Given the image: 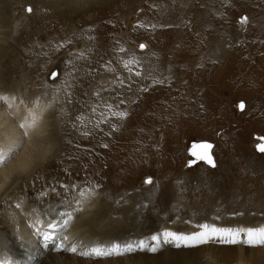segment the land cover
<instances>
[{
	"label": "rangeland",
	"instance_id": "1",
	"mask_svg": "<svg viewBox=\"0 0 264 264\" xmlns=\"http://www.w3.org/2000/svg\"><path fill=\"white\" fill-rule=\"evenodd\" d=\"M6 1H22L12 11L21 18L12 24L0 21L4 25L0 28V76L17 63L23 66L14 75L17 80L36 79L46 83L37 95L47 102L42 138L50 146L41 165L29 174L33 180H27L18 191L14 192L15 186L10 190L15 199H26L35 212L47 209L46 202L51 199L56 205L49 210L54 211L63 207L61 197L55 194L41 197V191L56 187L63 196L61 183H74L85 191L92 188L93 194L84 200L83 213H89L92 219L87 227L103 225L97 239L107 233L105 228L113 229L116 233L111 231L106 237L118 239L113 243L122 246L136 245L139 241L151 244V235L162 232L163 227L184 232L197 230V225L202 223L248 227L254 219L264 226V152L258 147L264 143L259 139L264 137V75L253 73L259 78L253 80L243 77V73L253 72L251 69L259 63L256 55H264L263 0H105V3L99 0V10L79 14L74 20H66L65 15L71 14L72 8L84 9L93 1H83L80 7L73 4L67 12L63 6L52 3V10L57 13L49 9L40 13L31 0ZM24 2L29 3L26 6ZM29 6L33 9L31 13L26 11ZM4 7L0 0V20L3 15L9 16V12L3 13ZM189 11L190 19L193 14L199 15L198 23L183 19ZM164 12L172 14V19L163 17ZM37 15H43L40 23L36 22ZM245 15L248 23L241 24L240 18ZM205 17H210L209 29ZM177 19L179 24H172ZM85 21L89 29L98 30L97 40L78 37L64 49V39L75 27L85 29ZM184 25L192 27L191 30L184 31ZM51 26L55 28L49 29ZM217 30L222 39L216 40L206 55L201 47L200 51L196 49L202 41L216 39ZM17 37L25 43L23 53L16 50ZM228 39L232 45L228 44V57L224 46L218 53L221 62L215 63L216 58L210 53ZM141 40L149 45L144 53L136 49ZM36 45L43 52L51 45L53 58L45 62L38 55L28 58ZM121 47L126 51L121 52ZM260 48V54L255 53ZM78 50L83 53L79 54ZM86 55L100 56L96 60L98 65L89 63L82 68ZM199 58H203V63ZM239 58H243L244 64L233 67ZM125 61H135L129 64L131 71L124 67ZM217 64L227 66L217 70L214 66ZM35 65L38 69L31 72ZM55 67L60 69L59 79L49 82L48 76ZM201 68L205 69L204 75H198L197 69ZM136 71L141 75L136 76ZM211 72L223 81L212 83ZM26 73L30 74V80ZM49 83L56 86L51 89ZM83 83L85 86L78 89L77 99L74 90L63 88L67 84L81 87ZM1 84L22 88L13 79ZM241 102L245 105L243 110L239 108ZM113 111H124L128 116L119 117L121 120L117 116L116 120ZM59 123L63 124L61 142L46 139L50 133L53 137ZM199 140L214 144L215 168L203 161L188 166L189 159H193L189 154L191 142ZM104 144L108 147L104 148ZM149 176L152 185L144 183ZM97 184L101 186L99 189L95 187ZM37 187L42 189L37 191ZM74 195L75 192L69 199ZM10 210H14L13 202L0 206V220L5 216L12 222ZM123 226L130 233L125 235ZM238 245L210 241L193 248H176L169 243L163 244L157 253L137 250L119 258L105 257L109 260H100L99 264L105 261L106 264H264L263 245L251 247L241 243L247 248L243 252L238 250ZM70 264L87 263L76 260Z\"/></svg>",
	"mask_w": 264,
	"mask_h": 264
},
{
	"label": "bare ground",
	"instance_id": "2",
	"mask_svg": "<svg viewBox=\"0 0 264 264\" xmlns=\"http://www.w3.org/2000/svg\"><path fill=\"white\" fill-rule=\"evenodd\" d=\"M2 4L4 3L5 7H4V11L5 12H9V16L7 15H3V19H1L0 21H2L5 24H12V23H17V21L21 18L19 16H14L12 11L18 8H15L17 5H22V1L21 2H11V1H6L5 0H1ZM83 1H87V2H91L92 3L88 4L86 7H84V9H77V8H72L71 10V14H66L65 19H72L74 20L75 18H77V16L79 14H83L86 15L92 11L96 12L95 10H97L98 8V3H100V1L98 0H31L30 3L33 2L34 6L39 8L40 13L49 9L51 10L52 13L56 12L52 10V6L51 4L53 3V5L55 6H63L64 10L67 12L70 10L71 6L75 5H80L82 4L81 2ZM136 1V0H135ZM134 1V2H135ZM264 1V0H263ZM106 1L104 0V3ZM114 2V1H109V3ZM29 2L24 4L28 5ZM114 4V3H113ZM195 4V2H194ZM202 4V3H201ZM264 4V3H263ZM26 5V6H27ZM100 6V5H99ZM3 7V6H2ZM202 7V5H201ZM190 9V8H189ZM209 9L210 7H207V13H209ZM99 10V9H98ZM175 11V9H174ZM82 12V13H81ZM177 12V11H176ZM212 12V11H210ZM57 13V12H56ZM73 13V14H72ZM189 14L186 16L187 18H183L184 20L186 19V21L188 19H190V17H188L191 12H188ZM109 14V13H108ZM82 15V16H83ZM105 15V14H104ZM172 14H169L168 12H164L163 17H166L168 20L172 19L171 17ZM110 16V15H109ZM24 17V16H23ZM43 15H37V20L36 22H39L42 20ZM52 17V16H51ZM58 17V16H57ZM105 18V17H104ZM194 18V20H193ZM198 18L199 15H194L193 17H191L190 20L194 21L195 23H198ZM207 18L206 21V29H209L208 27L212 24H207L210 21V17H205ZM57 19V18H56ZM161 19V18H160ZM115 20V18H114ZM110 21V20H109ZM113 21V20H112ZM161 21V20H160ZM179 19H177V21H174L172 24L178 23ZM215 21V20H214ZM61 22V21H60ZM64 23V22H63ZM87 22H84V26ZM205 23V22H204ZM92 24V23H91ZM112 24V23H111ZM115 24V23H114ZM179 24V23H178ZM184 24V22H183ZM93 25V24H92ZM95 25V24H94ZM113 25V24H112ZM264 27V24H262ZM75 26V25H74ZM97 26V25H96ZM189 25H184L182 26L183 30H191L192 27L188 28ZM3 28L4 25H0V28ZM61 27V26H60ZM115 27V25L113 26V28ZM169 27V26H168ZM51 28H55V26H51L49 29ZM62 28V27H61ZM79 28V27H78ZM74 28L75 30L71 31L69 35H67V38L64 39L63 42V48L67 49L68 47L71 46V43L77 39L78 37H83L84 40H88V41H95L97 40V34H98V30H94V29H89L87 26H85V29L80 28ZM83 29V30H81ZM97 29V28H96ZM101 29V27H100ZM110 29V28H108ZM47 30V29H46ZM53 30V29H52ZM110 31V30H109ZM114 31V29H112V32ZM4 34L6 33V31H4ZM116 32V31H114ZM216 32V31H215ZM217 32L219 33L218 37L215 39L213 38H208V40L206 42L202 41L200 46H196V49L199 50V47H201V51H203V54H207L209 50H211L213 48V44L215 43L216 40H221L222 39V35L220 34L219 30H217ZM1 33V30H0ZM110 33V32H109ZM187 33V32H186ZM217 33V34H218ZM205 34V33H203ZM209 34V33H206ZM33 35V34H32ZM262 37H264V35H262ZM49 38V37H48ZM43 39V38H42ZM205 40V39H204ZM264 41V39H263ZM15 47L17 51H20L21 53H23L24 49H25V43L23 41V39L21 40V38H16L14 41ZM49 44V41H46ZM232 42V40H231ZM234 43L236 42V39L233 41ZM238 43V42H237ZM51 44V43H50ZM228 44L231 45V43H229V39L228 41L218 44L210 53V55H213V58H216V61L221 62V57L219 56L221 49H224V46L226 48V58L229 55V47ZM232 46V45H231ZM99 48V46H98ZM71 48H69L70 50ZM87 49V47H86ZM196 50V51H197ZM199 50V51H200ZM4 50H2L1 52H3ZM32 54L31 56H28V58H35V56H40V59L42 60V62L45 61H50L53 58V51H52V47L50 45V48L48 47V50L46 52L41 51L39 45H36L34 48L31 49ZM239 51V50H237ZM260 51H262V48H260V50L258 53L260 54ZM264 51V50H263ZM79 54L80 52H82V50H78L77 51ZM10 53V52H9ZM83 53V52H82ZM219 53V54H218ZM237 53V52H235ZM12 53H10L8 56L10 57ZM239 54H244L243 52L239 51ZM78 55V54H76ZM23 56V55H22ZM204 57V55H202ZM100 57V56H99ZM98 57V58H99ZM256 57H258L259 63H255V67L252 68L251 70H253V72L247 73V69H246V73H243V77L245 79L248 80L249 77L252 78H256L254 77L252 74L256 73V76L261 73H263L264 75V55L263 57L256 55ZM11 58V57H10ZM97 56L92 57L90 55H86L85 58V63L82 65V68H85V65L88 66L89 63L91 64H95L96 66L98 65L99 61H96ZM230 58V57H229ZM9 58H7L8 60ZM27 59V58H26ZM200 62L203 63V58H199ZM240 59V58H239ZM238 59V63L236 64V62L234 63L233 67L236 68H240L242 66V64H244V61L242 62V59L239 60ZM122 62V61H121ZM50 63V62H49ZM214 63V64H215ZM248 63V61H247ZM30 64V63H29ZM213 65V63H212ZM247 66V64H245ZM31 66V65H30ZM217 70H224V68L227 66V64H217L214 65ZM244 66V65H243ZM23 68L22 64H14L13 67L8 68L4 73H2V75L0 76V96H7L9 99L7 101L4 100H0V145H10L11 143H13L14 141L19 139V135H20V129L18 127L19 123H21L25 118H29L30 119V113L29 110H31L32 112H34L37 117V127L33 133V135H37V134H44V126L43 125V120H44V114H45V110H46V106L44 104H47L46 100L43 99V97L41 95H37L38 91L41 90V88L46 85V83H40L37 82L36 79L34 80H30L29 75L27 74L25 77H27L28 80L25 82L26 80H17L15 78L14 75H16V73L19 71V69ZM91 68V67H90ZM97 70L99 71L98 67H96ZM95 68V69H96ZM103 68V67H102ZM259 68V70H257ZM38 68L37 66H33L31 67V72L36 71ZM201 69H203V72L201 73ZM201 69H197L199 71L198 75H204V68ZM243 69V68H242ZM25 70V69H24ZM30 70V69H29ZM105 70V68L103 69ZM260 71L259 73L256 72ZM263 70V71H262ZM241 71V70H240ZM20 72V71H19ZM23 73V72H22ZM97 73V72H96ZM101 74V72H99ZM98 73V75H99ZM190 73V72H189ZM241 73V72H240ZM20 74V73H18ZM211 82L212 83H217L218 81L221 80V78L219 79L217 73L215 74L214 72H211ZM18 76V75H17ZM21 76V74H20ZM23 76V75H22ZM95 76L97 77V75L95 74ZM94 76V77H95ZM214 76V78L212 77ZM89 77V76H88ZM22 78V77H21ZM105 80V77H102ZM7 79H13L14 83L15 82H19L22 84V88L20 87V89L14 85L11 86H7V85H2L1 83L4 80ZM92 79V78H91ZM90 79V80H91ZM250 79V78H249ZM259 79V78H256ZM223 81V79L221 80ZM6 82V81H5ZM209 82V81H208ZM210 83V82H209ZM5 84V83H4ZM143 84V83H142ZM93 85V84H92ZM47 86V85H46ZM45 86V87H46ZM56 85L55 83H49L48 87H50L51 89L54 88ZM85 86V83L82 84L81 87H75L74 84H67L65 85L63 88L65 89H70L74 90V94L76 95V99H77V94L78 91L80 89H82ZM88 86V85H87ZM126 86V85H125ZM147 86V85H146ZM79 89V90H78ZM131 90V89H130ZM96 91H94L95 93ZM116 92V91H115ZM97 94V93H96ZM45 96V95H44ZM92 99V98H91ZM93 100V99H92ZM21 101H23V103H21ZM99 101V100H98ZM91 102V101H89ZM88 102V103H89ZM95 102V101H94ZM90 104V103H89ZM103 104V103H102ZM9 105H11V107H9ZM71 105V104H70ZM94 105V104H93ZM91 105V106H93ZM102 106V105H101ZM87 107V106H86ZM84 108V107H82ZM94 109H96V107L94 106ZM112 109V108H111ZM117 109V108H115ZM89 110V109H88ZM93 110V109H92ZM161 111V110H160ZM114 112V111H113ZM84 113V112H83ZM89 113V111H88ZM110 113V112H109ZM112 114V113H111ZM82 115V114H81ZM91 116V115H90ZM111 116V115H110ZM46 117V116H45ZM49 117V116H48ZM73 117V116H72ZM113 117V116H112ZM117 116H114V118ZM111 118V117H108ZM119 118V117H117ZM121 118V117H120ZM119 118V119H120ZM125 119V117H123ZM129 118V117H128ZM116 119V118H115ZM112 120V119H111ZM114 120V119H113ZM117 120V119H116ZM121 120V119H120ZM67 119L64 118V124L66 123ZM107 121V120H106ZM116 122V121H115ZM110 123V122H108ZM117 123V122H116ZM123 123V121H122ZM150 124V123H149ZM148 125V124H147ZM58 127L54 128L53 131V137H51V133L49 138L46 139H52L55 141H59L61 142V137L63 136L60 133V130L63 128V124H58ZM65 126V125H64ZM141 126V125H140ZM149 126V125H148ZM114 127V126H113ZM144 127V126H143ZM149 128V127H148ZM112 129V128H111ZM87 130V129H86ZM116 130V129H115ZM114 130V131H115ZM65 131V130H64ZM89 132V131H88ZM92 132V130H91ZM68 133V131H67ZM111 133V132H109ZM66 134V133H65ZM92 134V133H91ZM133 134V133H132ZM45 135V134H44ZM72 135V134H71ZM134 135V134H133ZM145 135V134H144ZM68 136V135H67ZM70 137V136H69ZM143 137V136H142ZM143 140V139H142ZM116 141V140H115ZM148 141V140H147ZM69 144V143H68ZM132 144V143H131ZM75 145V144H74ZM55 146V144H54ZM83 146V145H82ZM95 146V145H94ZM79 147V146H78ZM93 147V146H92ZM128 147V146H127ZM131 148V147H130ZM83 150V149H82ZM51 151V150H50ZM81 151V150H80ZM96 151V150H95ZM23 154V153H22ZM56 154V152L54 153ZM103 155V154H102ZM106 155V154H105ZM109 155V154H108ZM90 157V156H89ZM106 157V156H105ZM51 163V162H50ZM48 164V163H47ZM41 165V163L39 164ZM50 166V164H49ZM69 167H72L71 165H69ZM34 169L28 171L27 173H23V174H14L13 170H12V163H9L8 165L0 168V206L5 205L7 203H11V202H16V201H20L23 203V207H24V212L23 213H19L17 210H14L10 212H12L11 214V221H13V219L15 220L16 224H18L19 226V232L16 231V228L13 226L12 222H8L5 218V216L2 218V220H0V241H3L6 243L7 245V250L8 252H11L12 254L15 255L16 260L20 261V264H57V262H64L66 257L70 258L67 259L66 264H70L76 260H80L83 262H86L87 264H99L100 260H109L104 259L105 257H96V256H91V257H79L78 254H71V253H63L61 252V254H57L55 252L54 249H45L42 245V243H37V238L33 237H29L28 233H29V228L27 227L29 221H35L36 219H44L47 220L49 219L51 216L55 215V211L49 210L50 207L56 205L55 202H53L51 199L47 200L46 204L48 205L47 209L45 208V210L41 211H36L33 210L35 208L30 207L29 203L27 202L26 199L21 198V199H15V195H12L11 192L14 190L18 191L21 186L23 185V183H26L27 180H33V175H29ZM37 185V184H36ZM41 184H39L40 186ZM15 186V189H13V187ZM7 189V190H5ZM11 189H13L12 191H10ZM40 187H37L36 190L39 191ZM25 192V191H24ZM18 195H23V193H19ZM16 195V196H18ZM35 195V194H34ZM56 196V195H54ZM52 197V195H51ZM56 198V197H55ZM54 198V199H55ZM58 205V204H57ZM61 205V204H60ZM59 205V206H60ZM46 211V212H45ZM90 214L89 213H78L76 215L75 220L73 221L72 225L69 227V229L66 231V235L68 236V241L66 243H69V240H71L72 243H76L78 248L82 249V250H87V248H90L91 245L92 246H101V247H110L112 245V243L118 239H109L106 237L107 234H110L111 231H113V229L109 230L105 228V232H107L106 234L103 233V237L101 239H97L99 233L101 232V229L104 228L101 225L97 224V225H90L87 227V225L89 223L92 222V219L90 218ZM227 220V219H226ZM225 220V221H226ZM263 220V219H262ZM252 221V219H251ZM108 223V222H107ZM120 223V222H119ZM117 223V224H119ZM127 223V222H126ZM242 223V222H241ZM245 224V222H243ZM253 225H250L248 227H261L262 222H258L255 221V219L253 220ZM250 223V224H251ZM122 224V223H121ZM228 224H230L228 222ZM261 225V226H260ZM127 226V225H125ZM247 226V225H246ZM243 226L241 224H235L233 225V228H237V227H246ZM117 227V226H116ZM264 227V226H262ZM169 229V227H167ZM194 228V227H193ZM164 229V227H163ZM196 229V228H195ZM162 230V229H161ZM171 230V229H170ZM198 230V229H197ZM122 231L125 233H130L129 229H126L124 226L122 228ZM149 234V233H148ZM123 235V234H122ZM101 236V235H100ZM124 236V235H123ZM23 237V238H22ZM124 238V237H123ZM99 242V243H98ZM10 243V245H9ZM94 243V244H93ZM214 243V242H213ZM122 246V245H121ZM124 246V245H123ZM166 246V245H165ZM216 246V244H215ZM264 246V245H263ZM231 247V246H230ZM252 247V246H251ZM260 247V246H259ZM167 248V247H166ZM165 248V249H166ZM211 248V247H210ZM214 248V247H213ZM258 248V247H257ZM223 249V248H222ZM246 250L247 248H244L243 245H238V250L240 252H243V250ZM250 249V247H249ZM255 249V248H254ZM256 250V249H255ZM263 250V249H262ZM237 254V253H236ZM261 254V253H260ZM228 255V254H227ZM229 256V255H228ZM233 256V255H231ZM119 258V257H118ZM230 258V256L228 257ZM234 259V258H232ZM236 259V258H235ZM262 259V258H261ZM112 260V258H111ZM238 259H236L237 261ZM240 260V259H239ZM249 261V260H246ZM261 261V260H260ZM250 262V261H249ZM248 262V263H249ZM256 262V260H255ZM258 262V261H257ZM256 262V263H257ZM108 263L107 261L101 263V264H106ZM246 263V262H245ZM253 263V261L251 262ZM239 264V263H238Z\"/></svg>",
	"mask_w": 264,
	"mask_h": 264
},
{
	"label": "snow or ice",
	"instance_id": "3",
	"mask_svg": "<svg viewBox=\"0 0 264 264\" xmlns=\"http://www.w3.org/2000/svg\"><path fill=\"white\" fill-rule=\"evenodd\" d=\"M26 11L31 13L33 9L29 6ZM240 23L247 24L248 17L246 15L241 16ZM140 27H144V25H140ZM146 47L147 45L144 43L139 44L141 50ZM120 51L125 52L126 50L121 47ZM133 62L135 61H125L124 67L131 71L132 69L129 67V64ZM135 75L140 76L141 72L136 71ZM52 76L55 78L57 73L53 72ZM145 91H147V89H145ZM97 95H99V93H97ZM8 99L7 96H0V100L7 101ZM21 103H23V101H21ZM9 107H11V105H9ZM108 107L111 110V105H108ZM239 108L241 110L245 108L243 102L239 104ZM29 113L30 119L25 118L18 125L20 129L19 139L10 145H0V168L12 163L14 174L27 173L37 168L41 161L48 155L50 147L42 138V134L33 135L37 127L38 117L31 110H29ZM112 115L127 117L128 113L124 111H115L112 112ZM85 135H88V133H85ZM259 139L264 140V137H260ZM103 147L107 148L108 145L104 144ZM212 147L213 145L207 142L194 143L190 149L193 159H189L188 166L191 167L195 165L197 161H204L215 168V160L209 151ZM258 147L259 151L264 152V143H261ZM144 183L152 185V177H147ZM95 187L99 189L101 186L97 184ZM59 188L62 190L63 196L61 192L57 191L56 187L45 189L41 191L39 195L45 197L55 194L57 197H61V204L63 207L55 209V215L51 216L49 219H36L34 222L29 221L27 225L30 230L28 233L30 238L33 236L37 238V243H42L45 249H48L51 244L52 249H54L57 254L63 252L65 254H78L79 257H111L113 255L119 257L123 256L125 253H135L137 250H147L151 253H157L163 244L171 243L174 244L176 248H180L181 246L193 248L195 246L206 245L210 241H215L223 245H238L241 243L249 246L264 245V227L233 228L229 226H218L215 223H202L197 225L199 230L190 232L172 231L166 227L162 232L151 235V244L145 243L144 241H139L136 245L126 244L124 246H121L119 243H113L110 247L93 246L87 248V250H82L78 248L76 243H66L69 238L65 233L72 225L76 215L83 212L84 200L88 195L93 194L94 189L88 188V190L85 191L74 183H61ZM73 192H75L76 195L71 196V199H69V196ZM14 207L19 213L24 212L22 202H14ZM240 215H242V213H240ZM12 223L16 231L19 232V226L14 219ZM67 259L70 258L66 257L64 262H57V264H66ZM0 264H20L19 260L9 255L7 245L3 241H0Z\"/></svg>",
	"mask_w": 264,
	"mask_h": 264
},
{
	"label": "water",
	"instance_id": "4",
	"mask_svg": "<svg viewBox=\"0 0 264 264\" xmlns=\"http://www.w3.org/2000/svg\"><path fill=\"white\" fill-rule=\"evenodd\" d=\"M141 43H144V44H146L147 45V47L145 48V49H143V50H141L140 48H139V44H141ZM136 49L139 51V52H141V53H144V52H146V51H148L149 50V45L145 42V41H139V42H137V44H136ZM53 72H55V73H57V76L55 77V78H53V76H52V73ZM59 75H60V69L58 68V67H55L52 71H50V74H49V76H48V80H49V82H54V81H57L58 79H59ZM241 110V109H240ZM201 142H207V143H210L211 145H213L214 146V144L212 143V142H209V141H207V140H199V141H194V142H191V145H190V147H189V154L191 155V153H190V149L192 148V145L194 144V143H201ZM212 149H213V147L209 150L210 151V154L213 156V154H212ZM213 158H214V156H213ZM214 160H215V158H214ZM204 162V161H203ZM206 163V162H205ZM207 164V163H206ZM215 164H216V161H215ZM208 165V164H207ZM210 166V165H209ZM212 167V166H211Z\"/></svg>",
	"mask_w": 264,
	"mask_h": 264
}]
</instances>
